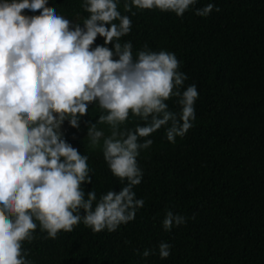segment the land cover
<instances>
[{"label": "clouds", "instance_id": "clouds-1", "mask_svg": "<svg viewBox=\"0 0 264 264\" xmlns=\"http://www.w3.org/2000/svg\"><path fill=\"white\" fill-rule=\"evenodd\" d=\"M118 3L81 0L88 15L70 21L47 7V0H0V264H33L23 244L36 238L37 228L55 239L80 223L93 232H113L133 220L144 206L134 191L143 177L137 157L153 143L151 134L163 126L164 138L175 143L192 127L196 85L184 86L187 75L175 53L145 44L134 55L131 41L120 42L132 20ZM197 3L126 0L123 8L178 17L192 8L207 17L215 7L211 2L194 7ZM98 35L102 44L95 43ZM172 97L175 111L167 103ZM89 105L101 112L86 122L87 148L101 149L122 184L99 196L84 190L92 183L88 156L61 132L65 120L78 129ZM131 117L142 123L127 127ZM185 223L171 209L161 221L165 231ZM134 251L142 259L152 254L165 259L171 244L160 241L157 249Z\"/></svg>", "mask_w": 264, "mask_h": 264}, {"label": "trees", "instance_id": "trees-1", "mask_svg": "<svg viewBox=\"0 0 264 264\" xmlns=\"http://www.w3.org/2000/svg\"><path fill=\"white\" fill-rule=\"evenodd\" d=\"M125 2L117 7L130 15L132 26L120 42L131 41L134 55L145 44L175 53L187 75L184 86L195 84L198 91L196 118L175 143L164 138L162 126L141 150L143 177L134 191L144 206L133 220L113 232H93L80 223L55 239L37 228L36 238L23 247L33 264H264V0H198L194 7L211 2L219 8L207 17L192 8L181 17L158 9L125 12ZM80 3L47 0V7L74 21L77 14L88 15ZM95 43L103 38L98 35ZM175 100L167 101L174 111ZM100 112L89 105L78 129L67 120L61 129L88 156L92 183L83 186L97 196L122 187L101 149L87 148L86 122ZM137 123L142 122L131 117L126 126ZM167 209L184 215L186 223L163 230ZM160 241L171 244L165 259H142L134 251L157 249Z\"/></svg>", "mask_w": 264, "mask_h": 264}, {"label": "rangeland", "instance_id": "rangeland-1", "mask_svg": "<svg viewBox=\"0 0 264 264\" xmlns=\"http://www.w3.org/2000/svg\"><path fill=\"white\" fill-rule=\"evenodd\" d=\"M65 125H67V124L64 122L63 126L65 127Z\"/></svg>", "mask_w": 264, "mask_h": 264}]
</instances>
